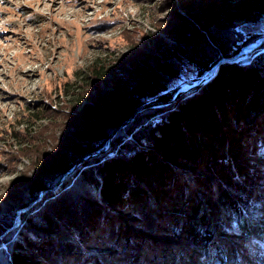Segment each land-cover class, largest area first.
<instances>
[{"label":"trees","instance_id":"1","mask_svg":"<svg viewBox=\"0 0 264 264\" xmlns=\"http://www.w3.org/2000/svg\"><path fill=\"white\" fill-rule=\"evenodd\" d=\"M186 36V54L157 61L152 68L136 59L131 61L130 68L124 70V75L131 76L134 82L130 93L124 95L119 82L110 92L97 89L100 97L95 102L81 104L77 99L80 109L71 114L72 133L64 145L44 154L36 167L34 164L33 182L27 183L36 193L51 189L79 161L98 154L78 164L28 217L21 215L22 225L14 230L16 233L7 232L0 239V264H94L82 249L93 232L107 237L108 245L114 249H122L125 264H141L136 247L145 249L148 255L152 253L151 261H156V252L162 257L161 264L170 258L171 264L177 259L183 264L181 252L173 253L166 245L152 247L154 240L147 239L146 235L162 233L164 229L168 237L194 251L187 252L194 264H201L199 260L203 258L230 264L233 252L218 244L216 235L227 229L225 220L229 228L238 230L242 224L248 229L260 206L248 198L256 189L258 172L253 171L249 160H242L238 150L249 147L247 157L255 154L261 165L259 183H264V40L249 54L253 56L249 63H222L212 79L174 103L144 108L170 101L182 85L178 83L179 76L186 66L193 67L195 81L221 58L235 56L259 38L243 36L232 25L211 34L209 41L192 29ZM89 69V77L96 80H102L107 73L116 75L114 68L105 74L94 65ZM120 77L122 80V73ZM225 111L243 124L240 130L248 127L242 132L251 130L243 136L246 142L238 144L234 152L227 144L215 146L216 135L224 132ZM252 113V117L262 119L255 126L248 119ZM183 164L190 165V172L196 174L189 173L187 179L179 175L175 167ZM199 172L209 176L211 182L201 178ZM115 206L129 209L133 225L142 234L128 235L120 225ZM8 219L0 214V221L13 222ZM59 226L71 234L70 242L59 244L51 238ZM244 235L255 241L250 232ZM19 239L27 243L29 256L21 254ZM33 256L36 261H32Z\"/></svg>","mask_w":264,"mask_h":264},{"label":"rangeland","instance_id":"2","mask_svg":"<svg viewBox=\"0 0 264 264\" xmlns=\"http://www.w3.org/2000/svg\"><path fill=\"white\" fill-rule=\"evenodd\" d=\"M228 25L236 27L243 36L257 35L258 39H264V0H0V214L13 220L10 224L0 221V232L7 227L0 239L7 232L17 231L22 225L21 215L28 217L44 196L54 193L61 184L48 190L39 189L37 193L34 191L35 195L27 182H33L34 164L36 167L44 154L64 145L72 133L71 114L80 109L77 99L81 104L95 102L100 97L97 89L110 92L119 82L124 95L130 93L134 82L131 76L124 75V70L130 68L131 61L136 59L135 62H143L152 68L157 61L186 54V33L191 29L209 41L211 34L214 36ZM249 54L241 57L245 60L240 65L249 63L253 58ZM92 65L101 68V73L114 68L116 75L107 73L102 80L93 79L89 77ZM121 73L122 80H119ZM193 76V67L186 66L178 83L189 84ZM252 115L248 116L252 124L262 120L258 115ZM224 117V132L214 138L215 146L227 144L234 152L238 144L246 142L243 136L251 130L242 132L248 127L240 130L243 124L235 122L227 111ZM249 150V147L241 148L237 153H241L242 160H249L250 167L258 172L254 182L256 189L248 198L259 202L260 206L248 229L242 224L238 230L229 228L230 223L225 220L227 229L216 235V242L230 247L233 252L230 264H264V183H259L262 179L258 169L260 161L254 156V149V155L247 157ZM191 169L188 164L175 167L185 179L189 173L196 174L190 172ZM198 174L211 182L209 176ZM40 193L43 195L39 196ZM116 212L128 235L142 234L133 225L128 208L117 206ZM56 230L51 234L56 243L71 241V234L63 227ZM248 232L255 241H251L252 238L249 241L244 235ZM26 236L30 238V233ZM90 236L82 249L94 264H125L122 249L109 246L107 237H102L99 232ZM146 236L149 241L154 240L152 247L157 244L169 246L173 253H182L183 264H194L187 257V252L193 250L168 237L167 229ZM19 243L21 254L29 256L27 243L20 239ZM136 248L141 264H161L159 259L162 257L157 256L158 253L153 252L156 261H151L152 253L148 255L145 249ZM194 255L199 258L197 252ZM36 259L33 256L32 261ZM172 262L170 258L163 264ZM199 263L216 264L206 258ZM173 264H181V261L174 260Z\"/></svg>","mask_w":264,"mask_h":264},{"label":"water","instance_id":"3","mask_svg":"<svg viewBox=\"0 0 264 264\" xmlns=\"http://www.w3.org/2000/svg\"><path fill=\"white\" fill-rule=\"evenodd\" d=\"M264 39H258L257 41H255L252 44H248L246 46H244L235 56L230 57V58H221L214 66H212V68L205 72L202 76H200L197 80L189 83V84H183L172 96V98L170 99V101L166 102V103H159V104H152V105H147L144 108H158V107H163L169 104L174 103L178 98H180V96L185 95L186 93L194 90L195 88H198L199 86L205 84L206 82H208L211 78L214 77L215 72L218 68V66L222 63H233L236 62L240 65L242 64V62L245 60L244 58H241V56H245L247 54H249L253 49L257 48L260 43L263 41ZM98 153H93L91 155H89L87 158L79 161L77 164H75L69 171H67V174L63 176V178L57 183L60 184L62 183L67 176H69L75 169V167L80 164L81 162H83L86 159H89L95 155H97ZM43 193H40L39 196H41ZM22 210L18 211L17 214H19ZM18 223V218L15 221V225ZM14 228V226L12 227Z\"/></svg>","mask_w":264,"mask_h":264},{"label":"bare ground","instance_id":"4","mask_svg":"<svg viewBox=\"0 0 264 264\" xmlns=\"http://www.w3.org/2000/svg\"><path fill=\"white\" fill-rule=\"evenodd\" d=\"M241 57H243V56H241ZM246 57V56H245ZM212 79V78H211ZM43 195V194H42Z\"/></svg>","mask_w":264,"mask_h":264}]
</instances>
